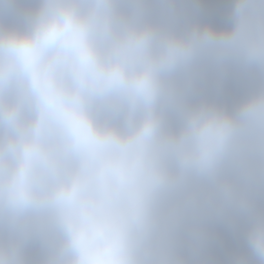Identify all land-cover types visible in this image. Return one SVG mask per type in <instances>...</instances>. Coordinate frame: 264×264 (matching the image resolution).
Returning a JSON list of instances; mask_svg holds the SVG:
<instances>
[{"label":"clouds","instance_id":"obj_1","mask_svg":"<svg viewBox=\"0 0 264 264\" xmlns=\"http://www.w3.org/2000/svg\"><path fill=\"white\" fill-rule=\"evenodd\" d=\"M0 264H264V0H0Z\"/></svg>","mask_w":264,"mask_h":264}]
</instances>
